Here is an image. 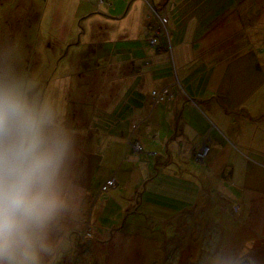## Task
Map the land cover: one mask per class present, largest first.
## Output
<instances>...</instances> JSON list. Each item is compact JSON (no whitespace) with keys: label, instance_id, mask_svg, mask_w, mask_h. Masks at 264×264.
Returning <instances> with one entry per match:
<instances>
[{"label":"rangeland","instance_id":"374dc122","mask_svg":"<svg viewBox=\"0 0 264 264\" xmlns=\"http://www.w3.org/2000/svg\"><path fill=\"white\" fill-rule=\"evenodd\" d=\"M125 1L124 16L112 14V20L95 0H0V73L34 82V91L58 100L81 130L85 210L57 264H264V221H256L264 217V0H166L168 14L160 0ZM138 2L139 21L157 25L156 45V32L148 37L142 29L132 41L119 32L125 12ZM100 22L104 29L94 25ZM107 37L116 38L121 51L131 50L122 60L133 58L140 67L122 87L108 78L102 96L109 113L97 108L104 102L96 103L98 93L81 73L107 67L84 45ZM163 68L186 99L161 109L151 88L163 91V83L153 81L157 74L152 77ZM79 81L88 86L80 90ZM188 85L208 88L199 94L206 102H191ZM177 120H185L186 129ZM141 136L143 152L134 144ZM204 139L211 152L200 161L191 152L198 147L197 154ZM233 167L237 177L229 185L257 192L256 203L229 198L216 179L221 173L230 179ZM167 176L190 183L180 179L183 188H172ZM218 183L229 199L215 196L216 188L202 212L201 185ZM193 210L201 219L189 230L162 225L190 218ZM208 222L215 225L212 234L203 232Z\"/></svg>","mask_w":264,"mask_h":264},{"label":"clouds","instance_id":"9594fccd","mask_svg":"<svg viewBox=\"0 0 264 264\" xmlns=\"http://www.w3.org/2000/svg\"><path fill=\"white\" fill-rule=\"evenodd\" d=\"M34 87L0 73V264H57L85 210L81 130Z\"/></svg>","mask_w":264,"mask_h":264},{"label":"crops","instance_id":"0c3cea01","mask_svg":"<svg viewBox=\"0 0 264 264\" xmlns=\"http://www.w3.org/2000/svg\"><path fill=\"white\" fill-rule=\"evenodd\" d=\"M82 1L83 2H90L91 0H82ZM65 2H67V0H65ZM95 2L96 3L98 2L96 4L98 8L104 9V12L107 13V15H106V13H103L102 14L103 17H106V18H109V19L113 20L116 17L121 18L122 16H124L122 14L125 11L124 10L125 9V3H127L128 1H125V0H95ZM74 3L76 4L77 2L76 1L71 2L70 5H74ZM159 5H163L162 7H160V11L161 12L163 11L164 13L168 14V11L165 9L166 8V6H165L166 5V0H160V4H158L157 6H159ZM131 6L132 5H130V8H131ZM130 8H128V9H130ZM112 14L115 16V18H113ZM140 15H141V4L139 2L135 3L133 5L132 10L130 12H129V10H128V12H125V17L127 19H126V22H125V20H122L124 23L119 24L122 27V29H119V32L123 34L122 35L123 38H126L125 35L128 34V37H127L128 39H126V40L132 41L134 38L137 37L138 33L142 32V29H144V32L148 35V37H149V34H152L153 32L157 31V28H155L157 25L149 24V23L142 24L139 21ZM106 21H107V19H106ZM118 22H121V21H118ZM94 25L95 26H99L100 29H104V26H105V24L102 23V22L95 23ZM93 28H94V26H93ZM68 38H70V37H68ZM116 41H117V39L114 38V37H107V38H105L103 40H100V41L98 39V40H91L90 42L87 41L86 43H84V45H86L88 47V49H92L94 51V55L93 56L96 55V57L94 59H105L107 61V63H108L107 67L104 70H102V71H101L100 68L94 67L93 69H88L86 71V73L81 72L83 77H86V78H88L90 80V82H91L90 85L92 84V86L96 89V92L98 93L96 103H98L100 101L104 102L102 104V106L99 107V105H98L97 108H100V109L106 108L107 113L110 112V111L108 112V109H107V106H106L107 97H103L102 95H103V93L107 94V93H105L104 87L106 86V83H110V82H107L108 78L109 77L115 78V81H116L115 87L116 86L120 87L121 83H122V85L124 83H126L125 80L131 81L132 77H136L137 73L140 70L139 69L140 67H138V65L134 63L133 58H132V61L130 59H128V60H122L121 59V57L125 54V52L131 53V50L130 49H124L125 48L124 47V48H122L124 50L121 51L119 49V45H118V43ZM125 43L126 42H124L123 44H125ZM79 44H80V42H78V41L76 43H73L72 45L69 46L70 48H68L66 50L64 49L65 53H67L69 51H72L73 50L72 48L73 47H75V48L78 47ZM108 45H112V46H108ZM106 46H108V48H106ZM204 49H205V47H204ZM146 53H148V52H146ZM200 53H202V51H200ZM76 57H77L76 60L78 61L79 60L78 53H76ZM120 59L122 61H120ZM84 60L85 59L82 56L81 57V62L83 63ZM130 61H131V63L133 62V65H131ZM82 63L80 64V66L82 65ZM150 65L153 66V65H156V64L152 63V61H151V63H149V66ZM168 70H169V68L168 69H164L163 68L162 70L155 69V71L153 73V76H152V77H154L157 74L154 77L153 81H158V82L160 81L161 83H163V85L160 86L161 88L163 87V91H161L160 94H162L164 92H167V94L165 95L163 101L159 102L156 105V106H158L161 109H162V107H160V106H162L163 103L166 102V101H168V103H173V105L176 106L178 104V102H183L186 99L185 95L182 94L181 90H176L174 92V89L176 88V85L174 84V82H173V80L171 78V73L167 72ZM81 73H80V75H81ZM102 75L106 76V79H105L104 82L101 80V77H100ZM94 77L96 78L97 81L92 83ZM120 77H122V78L119 79ZM224 77H225V75H224ZM146 79L149 80V78H147V77H146ZM187 79H188V77H184L185 81H187ZM79 82L81 83V84H79L80 90H81L82 86H83V88H84V86H88V84L87 85H85V84L83 85L82 81H79ZM188 86H187V89H186L187 90L186 91V95L188 96V98H189V100L191 102L193 101V102L197 103L196 100H198L200 102H203V103L206 102V100H203V96L199 95V94H203L208 88L207 89H203V90H199V88H192L190 85H188ZM101 87H102V89H101ZM221 87H222V85L219 86V90L221 89ZM151 89H152L151 92H156L155 89H153V88H151ZM157 93H158V91H157ZM193 97H195V98H193ZM194 99H196V100H194ZM218 100H221V98H218ZM135 114H138V113L136 112ZM166 114H168V113L166 112L164 114V116H167ZM177 116L179 117V112L177 113ZM177 121H178L179 124H181L184 121L185 124H186L185 125V129H186L187 123H186L185 120H177ZM147 123H148V121H146L143 124L146 125ZM167 123H169V119H167ZM177 125L178 124H176V126ZM227 126H228V124L225 125V127H227ZM148 131H149V129H148ZM178 134H179V132L177 133V135ZM201 134L202 133L199 132V135L197 136V141L198 142L200 140ZM256 135H258V134H256ZM259 136H261V135H259ZM142 139H143L142 136L138 137L137 141L134 144L139 143L141 148H142V152H143L144 149H143L142 142H141ZM204 140H206V139H204ZM197 148H195L191 152L194 155L195 159H196V151L195 150ZM210 152H211V149H210ZM162 166H166V165H162ZM165 173L169 174V172H165ZM227 175H230V179H224L223 176H222V173H221V175H218V176L215 175V176H216V179L218 181H221L223 183L222 187L224 189H226V193H228V196L230 195L229 198L239 199V200L247 199L250 204H253V202L256 203V200L259 198V195H258L257 192H253V191L250 192L248 190V187L237 186L236 183L233 185V188H232V186L229 185V184H231L230 183L231 180H234L237 177V167H233L232 172L228 173ZM166 178L169 179V182L168 181L167 182L172 184V186H174L172 188H183V186H181L180 184H183V182L190 183L188 180H185V178L183 179V177L182 178H178V177L170 178V177L167 176ZM177 179H179V180H177ZM180 179H182L183 182H180ZM228 180H230V181H228ZM201 186L203 187V191L201 192L200 196H201V198L205 197V200L202 199V202L204 203V205H203L204 207L201 209L202 212H205V210L207 208V204L209 203L207 200H210V199L213 200V197H212L213 195H211V191L215 190L216 188H217L218 191L214 194L215 196L216 195H222V199H224V200L228 198V196L227 197L225 196L226 193L223 192V190H221V192L223 194L219 191V189H220L219 183H218V185H215L213 187H205V185H201ZM235 190L236 191H240V195L236 196V195L232 194V191H235ZM246 190L249 191V194L245 195L244 192ZM251 209H252V206H251ZM196 214H198V215L195 216ZM198 216H199V213L198 212H194V210H193L192 211V216L190 218H187L185 220H182V219L175 220L176 223H170L169 225L167 224L166 221H164L162 223V225H164V227L173 226V227L178 228V226H176V224L180 225V223H181L180 226L182 227V229L189 230L188 227H190V225H191L190 223H192V222L194 223L195 222L196 225L200 224L201 217L199 218ZM253 216H254V212H252L251 215H248L247 220L248 221H250V219L253 220ZM173 218H177V217H173ZM201 221H203V219ZM256 221L263 222L264 221V217H262V216L256 217ZM212 227H215V225H213V224L211 225L208 222L204 226L203 232H205V234L208 233V232L210 234H212V231H211ZM218 228H219V231H220V226ZM200 237H202V235L198 234L197 238L199 239ZM204 238H208V241H211V236L210 235H206ZM250 246H253V243ZM243 264H246V263H243Z\"/></svg>","mask_w":264,"mask_h":264},{"label":"built area","instance_id":"2783aa9c","mask_svg":"<svg viewBox=\"0 0 264 264\" xmlns=\"http://www.w3.org/2000/svg\"><path fill=\"white\" fill-rule=\"evenodd\" d=\"M165 23L168 24V20H165ZM158 36H159V32L156 31V37H154V38L151 37V44L156 45L158 43V41H157ZM153 94H154V97L156 99V103L158 104L159 102L163 101L167 92H164L162 94H158L157 92H154ZM209 152H210V147L208 145V142L206 140H204V142L201 146V149L196 154V158L200 161H204ZM111 183H113V182H111Z\"/></svg>","mask_w":264,"mask_h":264},{"label":"trees","instance_id":"16d2710c","mask_svg":"<svg viewBox=\"0 0 264 264\" xmlns=\"http://www.w3.org/2000/svg\"><path fill=\"white\" fill-rule=\"evenodd\" d=\"M87 187V186H84V188Z\"/></svg>","mask_w":264,"mask_h":264}]
</instances>
